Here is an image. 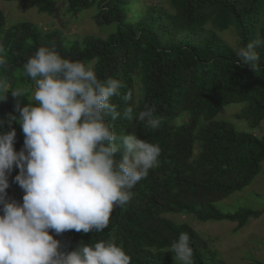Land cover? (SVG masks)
I'll list each match as a JSON object with an SVG mask.
<instances>
[{
  "label": "trees",
  "instance_id": "16d2710c",
  "mask_svg": "<svg viewBox=\"0 0 264 264\" xmlns=\"http://www.w3.org/2000/svg\"><path fill=\"white\" fill-rule=\"evenodd\" d=\"M17 1L24 8L35 7L51 15L57 0ZM69 13L77 16L93 6L98 8L100 25L118 24L117 31L102 39L85 36L68 41L57 29L45 32L30 22L7 27L0 8V47L6 68H0L10 89H23L24 104L31 100L35 82L23 65L41 46L54 48L62 57L93 65L99 79L115 78L122 82L121 96H114L121 116L109 120L118 136L134 133L138 138L158 144L159 165L149 170L132 189V200L114 207L108 226L102 232L66 231L56 235L61 250L73 251L80 243L115 241L131 258V264H175L168 252L180 233H187L193 250V264H224L219 253L187 223H176L166 214H191L198 221L236 222V231L262 210L242 209L224 214L214 203L250 185L260 173L264 161V137L239 132L230 122L215 120L220 111L233 103H246L240 117L256 129L264 121V0H170L173 12L151 7L157 14L152 20L141 18L125 24L129 0H66ZM156 22H162L156 27ZM212 24L217 30L234 28L240 46L260 40L256 48L260 59L253 69L236 57L233 49L212 35L199 43L178 38L162 42L160 31L169 36ZM137 86L141 94H137ZM131 92V102L123 95ZM0 101V120L15 112L11 91ZM152 108L159 120L156 128L123 118V110ZM186 120L179 125L181 117ZM10 120V117L8 118ZM201 120L204 124H201ZM4 130H16L15 150L20 151L24 134L13 121ZM121 153H117L119 159ZM19 172L9 174L8 198L22 203L23 190L13 182ZM3 213L0 212V215Z\"/></svg>",
  "mask_w": 264,
  "mask_h": 264
},
{
  "label": "clouds",
  "instance_id": "9594fccd",
  "mask_svg": "<svg viewBox=\"0 0 264 264\" xmlns=\"http://www.w3.org/2000/svg\"><path fill=\"white\" fill-rule=\"evenodd\" d=\"M260 44L256 40L240 46L235 55L253 69ZM6 66L0 55V68ZM23 70L35 82L28 104L23 103V89H10L0 77V101L11 91L19 113L9 115L7 122L0 120V264H131L115 241L80 243L65 252L50 232H102L114 207L127 205L132 189L159 165L160 146L134 133L114 132L109 120L121 113L112 98L121 96L123 84L111 77L99 79L90 63L41 46ZM123 100L131 102L132 93H125ZM123 118L153 129L159 125L147 105L139 112L125 107ZM13 121L24 134L20 151L14 147L16 130L3 128ZM14 168L19 169L13 182L24 192L22 203L9 199L6 191ZM168 252L175 264H193L187 233H180Z\"/></svg>",
  "mask_w": 264,
  "mask_h": 264
},
{
  "label": "rangeland",
  "instance_id": "374dc122",
  "mask_svg": "<svg viewBox=\"0 0 264 264\" xmlns=\"http://www.w3.org/2000/svg\"><path fill=\"white\" fill-rule=\"evenodd\" d=\"M151 7L164 8L173 12L170 0H129L125 24L135 23L141 18L152 20L155 13L149 11ZM0 8L6 16L7 27L21 22H30L41 30L49 32L59 30L68 41H81L85 36L105 39L115 33L118 24L100 25L98 23V8L93 6L81 11L77 16L69 13L66 0H57L54 12L49 15L40 13L35 7L24 8L17 1L0 0ZM162 22H156L158 27ZM162 42L166 43L178 38H184L191 43H199L202 39L217 36L227 43L235 52L240 47L239 39L234 28L217 30L212 24L203 28H196L195 35L190 31L180 32L176 36H169L160 31ZM35 84L31 89V96ZM137 94H141L137 86ZM246 103H233L225 106L215 120H223L234 125L237 131L250 133L257 137H264V121L256 129L249 121L240 117L246 109ZM186 117H181V125ZM201 124L204 121L201 120ZM214 207L224 214H234L242 209L262 210L264 208V161L260 173L243 190L235 192L222 201L214 203ZM165 217L176 223H187L193 227L216 250L224 264H264V214L259 218H250L247 224L236 231V222L231 221H198L191 214H166Z\"/></svg>",
  "mask_w": 264,
  "mask_h": 264
}]
</instances>
